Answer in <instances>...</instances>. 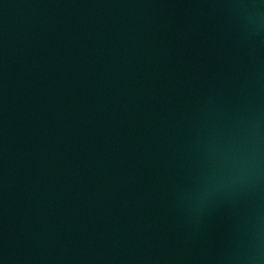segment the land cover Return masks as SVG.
<instances>
[{
	"label": "water",
	"instance_id": "water-1",
	"mask_svg": "<svg viewBox=\"0 0 264 264\" xmlns=\"http://www.w3.org/2000/svg\"><path fill=\"white\" fill-rule=\"evenodd\" d=\"M0 264H264V0H0Z\"/></svg>",
	"mask_w": 264,
	"mask_h": 264
}]
</instances>
